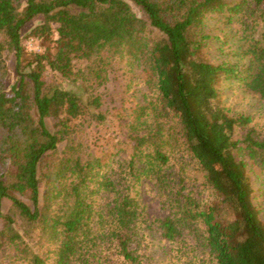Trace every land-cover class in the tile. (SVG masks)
Wrapping results in <instances>:
<instances>
[{"label": "trees", "instance_id": "trees-1", "mask_svg": "<svg viewBox=\"0 0 264 264\" xmlns=\"http://www.w3.org/2000/svg\"><path fill=\"white\" fill-rule=\"evenodd\" d=\"M209 14L233 45L218 64L201 55ZM37 16L31 35L53 46L28 52L20 28ZM11 54L18 78L7 89ZM115 59L140 69L146 92L116 112L122 138L97 150L77 136L108 121L96 88ZM222 78L264 97V0H0V264H144L153 223L177 259L185 232L208 264H264V206L241 157L264 164V139L234 136L248 119L222 105ZM189 163L208 198L188 182ZM143 187L166 211L152 222Z\"/></svg>", "mask_w": 264, "mask_h": 264}, {"label": "rangeland", "instance_id": "rangeland-1", "mask_svg": "<svg viewBox=\"0 0 264 264\" xmlns=\"http://www.w3.org/2000/svg\"><path fill=\"white\" fill-rule=\"evenodd\" d=\"M132 10L137 15L141 14L135 5H132ZM41 21L42 17L37 16L20 28L21 43L28 52L42 51L46 46H53L52 40L45 41L41 38L34 37L30 33L31 28H34ZM206 25L205 32L209 36L205 40V45L202 48V57L215 64L229 59V52L232 51L233 45L230 42L231 35L228 33V28L223 24V21H220L219 17L213 14L207 16ZM55 26L54 24L53 27ZM51 37L55 39L56 33ZM82 65V61L75 62V68L81 67ZM7 70L8 72L4 83L5 88L9 89L18 78L15 71V56L13 54L7 59ZM46 75L50 77L51 73L46 71ZM55 77L61 85L60 87L73 90L84 97L83 89L80 87L79 82L75 83L59 76ZM242 84L239 80L225 78H222L217 84L220 101L228 114L236 117L243 116L248 119L244 125L235 127L234 136L241 138L248 129H253V135L256 138L264 139V97H261L258 93L251 91ZM96 92L101 95L102 109L107 110L109 113L108 121L100 127L84 128V132L80 133L77 138L84 141L87 145H90V147L94 145L97 150L109 149L116 145L115 141L117 139L122 138V119L120 120L119 114L116 112L120 108L143 99L142 96L146 92V87L143 84V74L140 69L131 68L126 59L112 60L108 66V79L105 83L97 86ZM47 123L50 129H54L52 121L48 120ZM165 127H168L171 131H175L177 129L176 121L170 119L165 124ZM60 147H62V144H60ZM241 157L248 163L247 169L254 187L255 200L264 206V164H261L259 159L254 160L251 157L249 158L247 151L244 149L241 151ZM187 177L189 183L192 185L195 183L197 185L196 190L200 192V197L208 198L210 196L209 188L201 184V174L193 163L188 164ZM149 187H143L142 189V202L146 206V213L148 214L145 217L149 222H152L156 218L163 217L166 211L161 208L158 197L154 195V192ZM9 203L10 201L8 199L3 200V203H1L2 212L7 210ZM1 224L2 220L0 219V226ZM151 226H153L151 227L153 232L151 233V256L145 259L144 264H182L184 257L186 259H192L193 264L209 263L206 250L202 247L196 248L193 236L186 235L184 232V237H182L183 241H185L183 251L186 254L177 259L176 254L178 257L181 256L177 252V245L171 246L173 247L171 249L170 244L159 240L156 224L153 223ZM165 245L167 249H163L166 247ZM4 261L9 264L8 258Z\"/></svg>", "mask_w": 264, "mask_h": 264}]
</instances>
